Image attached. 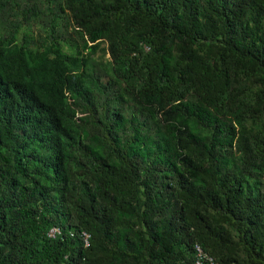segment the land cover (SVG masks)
Masks as SVG:
<instances>
[{
  "label": "trees",
  "instance_id": "16d2710c",
  "mask_svg": "<svg viewBox=\"0 0 264 264\" xmlns=\"http://www.w3.org/2000/svg\"><path fill=\"white\" fill-rule=\"evenodd\" d=\"M197 262L264 264V0H0V264Z\"/></svg>",
  "mask_w": 264,
  "mask_h": 264
},
{
  "label": "built area",
  "instance_id": "2783aa9c",
  "mask_svg": "<svg viewBox=\"0 0 264 264\" xmlns=\"http://www.w3.org/2000/svg\"><path fill=\"white\" fill-rule=\"evenodd\" d=\"M60 233V228H58V227H53V228H51V230L49 231V236H51V237H55L56 236V234H59ZM84 235H85V243H86V245H88V234H86V233H84ZM198 248V250H199V255H202V250H201V248L198 246L197 247ZM197 264H200V262H197Z\"/></svg>",
  "mask_w": 264,
  "mask_h": 264
}]
</instances>
